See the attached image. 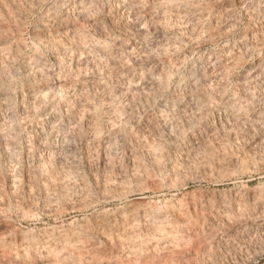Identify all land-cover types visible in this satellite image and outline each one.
<instances>
[{
	"label": "rangeland",
	"instance_id": "374dc122",
	"mask_svg": "<svg viewBox=\"0 0 264 264\" xmlns=\"http://www.w3.org/2000/svg\"><path fill=\"white\" fill-rule=\"evenodd\" d=\"M0 264H264V0H0Z\"/></svg>",
	"mask_w": 264,
	"mask_h": 264
},
{
	"label": "bare ground",
	"instance_id": "6f19581e",
	"mask_svg": "<svg viewBox=\"0 0 264 264\" xmlns=\"http://www.w3.org/2000/svg\"><path fill=\"white\" fill-rule=\"evenodd\" d=\"M129 190V189H128ZM131 191V190H130ZM126 192V190L124 191L125 193H115L112 192V194L106 195V196H102V197H97L95 200L90 201L89 203L85 204L83 206V210L88 212V217H89V224L86 222L87 225H81V227L85 226L87 229L92 228V226L95 224L94 221H98L101 222V225H104L106 223H120L123 222L122 221V217L123 219L129 217V215L132 213L131 209H127V207L129 208L130 204L133 206L134 204L138 206H141V204L143 205L144 203V199H146V195L144 196H137L135 198H131V192ZM137 191V190H134ZM141 191V190H140ZM140 194V193H139ZM150 196V195H149ZM135 199H139L136 201H133ZM166 199V198H165ZM159 200V199H158ZM148 202V201H147ZM150 203V202H149ZM156 203V202H155ZM147 204V203H145ZM157 205V203H156ZM148 206V205H147ZM151 206V205H150ZM149 207V206H148ZM155 207V206H153ZM131 208V206H130ZM136 208V206H135ZM138 208V207H137ZM144 208V207H143ZM157 208V206H156ZM153 210V209H152ZM157 210V209H156ZM138 211V210H137ZM146 211H148L146 209ZM158 211V210H157ZM154 212V211H153ZM156 212V211H155ZM161 212V211H160ZM138 213V212H137ZM139 214V213H138ZM138 214H133L134 216H139ZM147 214V213H146ZM152 214V213H151ZM150 214V215H151ZM154 214V213H153ZM152 214V216H153ZM159 214H155V216H158ZM147 216V215H146ZM87 217V216H86ZM161 217V216H160ZM133 218V217H132ZM154 218V216H153ZM152 218V219H153ZM158 217H156L155 219H157ZM128 219V218H127ZM130 219V217H129ZM88 220V219H87ZM86 220V221H87ZM94 220V221H93ZM93 221V222H92ZM82 224V223H81ZM138 235V234H137ZM135 235V237L137 236ZM125 239V238H124ZM128 239V237L126 238V240ZM130 239V238H129ZM132 239V238H131ZM136 242H139L136 237ZM125 241V240H124ZM141 241V240H140ZM145 241V240H144ZM129 243L132 242V240L128 241ZM127 242V243H128ZM143 242V239H142ZM134 242H132L131 244H133ZM141 243V242H140ZM124 244V243H123Z\"/></svg>",
	"mask_w": 264,
	"mask_h": 264
}]
</instances>
